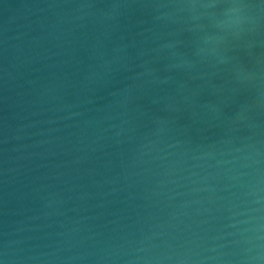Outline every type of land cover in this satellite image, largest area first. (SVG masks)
<instances>
[{"label": "water", "instance_id": "1", "mask_svg": "<svg viewBox=\"0 0 264 264\" xmlns=\"http://www.w3.org/2000/svg\"><path fill=\"white\" fill-rule=\"evenodd\" d=\"M0 264H264V2L0 0Z\"/></svg>", "mask_w": 264, "mask_h": 264}, {"label": "clouds", "instance_id": "2", "mask_svg": "<svg viewBox=\"0 0 264 264\" xmlns=\"http://www.w3.org/2000/svg\"><path fill=\"white\" fill-rule=\"evenodd\" d=\"M264 2V0H262ZM238 11V6H232L226 9V15ZM223 23V22H222Z\"/></svg>", "mask_w": 264, "mask_h": 264}]
</instances>
